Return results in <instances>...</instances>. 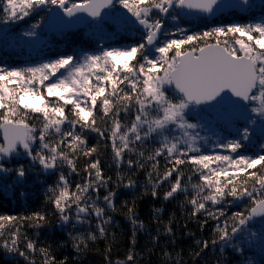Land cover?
<instances>
[{
  "label": "snow or ice",
  "instance_id": "1",
  "mask_svg": "<svg viewBox=\"0 0 264 264\" xmlns=\"http://www.w3.org/2000/svg\"><path fill=\"white\" fill-rule=\"evenodd\" d=\"M225 9L264 13V0H0L4 26L38 17L20 34L0 28V45L38 39L44 24L62 31L78 14H87L97 37L106 41L95 50L57 54L34 66H0V192L14 193L31 174L44 186L46 201L31 212L0 213V251L24 264L38 259L68 264L69 257L58 260L55 254L66 242L45 243L29 231L67 229L79 255L97 235L78 228L94 218L96 232L106 236L113 219L106 210L116 211L118 189L135 194L142 186L141 196L160 198L158 186L167 184L163 199L183 194L191 207L186 220L196 219L201 229L213 222L212 238L196 241L192 264L210 245L219 249L217 264H228L231 257L232 264H264V15L197 32L170 30L167 23L190 14L184 10L214 15ZM129 31L139 32V41L122 45ZM198 128L227 130L232 138H220L214 147L230 154L204 151ZM92 133L96 143L90 146ZM253 139L259 151L241 154ZM101 143L111 149L116 179L102 167ZM149 144L155 147L145 158ZM20 157L26 163L8 166ZM149 163L147 181L139 185L133 169ZM125 165L128 175L120 171ZM186 165L198 175L197 183L191 177L185 181ZM19 195L26 197L27 191ZM122 206L131 224L143 228L135 195L131 206L127 200ZM160 211L153 210L158 227ZM164 230L175 236L167 224ZM130 239L123 259L113 261L111 249L104 250L106 264H137L135 227Z\"/></svg>",
  "mask_w": 264,
  "mask_h": 264
},
{
  "label": "trees",
  "instance_id": "2",
  "mask_svg": "<svg viewBox=\"0 0 264 264\" xmlns=\"http://www.w3.org/2000/svg\"><path fill=\"white\" fill-rule=\"evenodd\" d=\"M41 15L43 14L41 13ZM253 15L255 18L259 19L264 13L256 9H254L251 14L230 11L214 19L181 15L177 19L176 24L170 26L169 19L167 23L170 30H174L175 27H180L189 32H197L228 22H247L253 18ZM36 18L37 17L34 16L30 19H26L24 22L16 24L12 27L11 33L15 34L29 26ZM88 26H91V24L76 31L62 34H48L47 40H44L34 52H27L24 47L16 48L0 45V66L23 68L36 65L42 58L54 59L57 54H71L73 51L82 53L83 51L95 50V48L100 47L98 43L104 44L106 41H99L94 31L92 33H85ZM134 34L135 32L131 34H129V32L125 33L124 38L121 40V44L126 46L133 41H139L140 36H134ZM178 37L179 34H177V38ZM219 129L222 131V136H220V138H232L227 130ZM94 143H96V134L92 133L90 134L89 145L91 146ZM199 146H201L203 150L206 149L203 148V144ZM153 147H155V145L149 144L143 149L145 158L149 150ZM258 151L259 144L253 139L252 142L247 143L246 147L241 150V154L251 155ZM132 158L136 159V155H132ZM100 159L106 175L116 179L117 165L112 159L110 147L105 149L103 143L100 145ZM17 162L26 163V159L22 157L15 158L8 166L11 167ZM84 162L85 158L81 157L78 161V167L82 168ZM149 168H151L150 163L147 164L143 170L133 169V171L136 172V177L134 178L137 179L139 185L147 181L145 173ZM163 170L164 161L163 158H161L160 171L162 172ZM120 171L126 175L130 174L128 173L126 165L121 168ZM183 171L185 181H188L189 177H191V183L198 182V175L191 173L189 166L186 165ZM153 176H155V172H153ZM73 179H76V177H73ZM49 183H51V181H49ZM168 187L169 185L167 184L158 186L160 198H153L151 195L141 196L140 193L144 191L142 186L136 188L135 194L130 190H125L123 188L118 189V195L114 198L116 211L112 212L110 209L106 210L107 214L113 217L111 223L106 227V236H100L99 233L96 232V222L94 218L78 228V232H93L97 235L95 241L88 242L89 246L87 251L79 255L72 247L67 229H60L53 226L45 228L39 233L30 230L29 235L33 239L38 238L40 241L53 245L60 244L62 241L66 242L63 247L55 248V254L58 260L63 259L65 256L69 257L68 264H106L104 250L107 248L111 249L110 259L113 261L118 258H124L128 248L132 244L130 237L135 227V251L138 253L137 264H177V262H179V264H192L190 253L196 250L197 240H210L212 238L211 228L213 222L209 221L208 226L201 229L196 219L186 220V217L191 211L190 205H187L185 202L183 194L178 195L175 199L164 200L163 193ZM22 190L27 191L26 197L19 195ZM192 192L193 190L189 186V198H191ZM105 194V190L101 189V200ZM134 195L136 197V218L139 222L143 223V228L139 226V223L135 226L131 224L125 215L128 209L122 206V201L125 200L129 201V206H131ZM45 205L44 186L41 184L40 180H35V182H33V175L31 174L28 181L23 186H18L14 193L6 194L0 192V213H26L37 208H44ZM101 206H103V204H101ZM154 209H161L160 212L156 213L160 221L159 227L157 220L153 218ZM47 210L53 211L51 206H48ZM232 210L234 211L236 209ZM200 218L203 219V216H200ZM169 220H172L171 224H168ZM166 224L173 229L175 236L164 230ZM157 232H159V236L157 240H153L152 237L157 236ZM73 234L75 235L76 233ZM165 252L169 255L165 256ZM177 253L180 254L179 257L176 255ZM218 253L219 249L212 248L210 245L209 249L197 260L196 264H217ZM226 255L230 256V252ZM233 260L234 257H231L228 264H232ZM0 264H24V261L23 258H14L12 254L5 255L4 252L0 251ZM37 264H39V259L37 260Z\"/></svg>",
  "mask_w": 264,
  "mask_h": 264
},
{
  "label": "rangeland",
  "instance_id": "3",
  "mask_svg": "<svg viewBox=\"0 0 264 264\" xmlns=\"http://www.w3.org/2000/svg\"><path fill=\"white\" fill-rule=\"evenodd\" d=\"M117 7H119V6H117ZM34 21H32V22H34ZM176 23H177V20L173 21V20L169 19V25L170 26L173 24H176ZM29 26L23 28L22 30L18 31L15 34H20L22 31L27 30V28ZM85 26H87V25H85ZM12 27H13V25H7V26H4L2 24L0 25V28H4L6 31L10 30V32H11ZM37 31L39 34L38 39H36V38H32V39L24 38V39L19 40L18 42H14L10 45H5V46L16 47V48L24 47V49L27 52H34L36 50V48L38 46H40L44 40H47V37H48V34H47L48 32H46L43 27L39 28ZM93 31H94V29L91 25V26H88V28H86L85 33H87V32L92 33ZM134 32H135L134 36H138V37L140 36L139 32H136V31H129V34L134 33ZM99 41H101V40L99 39ZM98 44L100 45V47L103 46V44H101V43H98ZM47 60H50V59L42 58L39 60V62L37 64L42 63V62H46ZM61 71H63V70H61ZM196 131L199 132V135L201 138L198 141V146L200 144H203V148H206L204 151L209 152V153L210 152H221L222 154H230L225 149H220V148L214 147V145L219 141L220 136H222V131L219 128H214L212 130L198 128ZM213 133H215V134H213ZM232 155H235V154H232ZM257 260H259L258 257H257Z\"/></svg>",
  "mask_w": 264,
  "mask_h": 264
},
{
  "label": "water",
  "instance_id": "4",
  "mask_svg": "<svg viewBox=\"0 0 264 264\" xmlns=\"http://www.w3.org/2000/svg\"><path fill=\"white\" fill-rule=\"evenodd\" d=\"M184 11L187 12V13H190V14H187V15H190V16L204 17L206 19H214V18H216V17H218V16H220V15L226 13V12L238 11V10L225 9V10H223L221 12H216L214 15H212V14H204V13H197L195 10H184ZM238 12H240V11H238ZM61 15H63V14L61 13ZM78 15L80 16V18L74 24H72L70 26H67V27H64L62 29V31H56V32L51 31L48 28L47 24H44L42 26L45 29V31H47L49 33H63V32H69V31H76V30L80 29L81 27H83L84 25L90 23V21H91V18L88 17L87 14H78ZM65 19H67V18H65Z\"/></svg>",
  "mask_w": 264,
  "mask_h": 264
}]
</instances>
